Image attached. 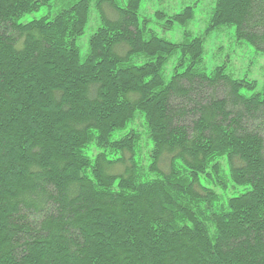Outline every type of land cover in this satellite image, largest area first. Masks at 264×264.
I'll return each mask as SVG.
<instances>
[{
	"label": "trees",
	"instance_id": "16d2710c",
	"mask_svg": "<svg viewBox=\"0 0 264 264\" xmlns=\"http://www.w3.org/2000/svg\"><path fill=\"white\" fill-rule=\"evenodd\" d=\"M142 1L0 0V264H264V0Z\"/></svg>",
	"mask_w": 264,
	"mask_h": 264
},
{
	"label": "rangeland",
	"instance_id": "374dc122",
	"mask_svg": "<svg viewBox=\"0 0 264 264\" xmlns=\"http://www.w3.org/2000/svg\"><path fill=\"white\" fill-rule=\"evenodd\" d=\"M197 2L195 8L194 18L190 23L191 29L200 33L208 20L209 11L213 5V0H143L140 7V14L142 16L152 15V12L162 6H168L169 9H178L181 4H190ZM184 4V5H185ZM47 11V7L43 6L38 10L26 14L22 17L21 21H27L40 15ZM96 20V10L91 9L90 19L88 25L82 36L78 39V46L80 48L81 54H85L87 49V41L90 33L94 29V22ZM181 29L175 28L165 33L167 38L177 40L180 37ZM234 40L233 32L229 28L225 27L221 31L214 32L208 39L206 45V59L210 64L220 61L222 58H230L235 67L239 71H244L246 67H249L252 75L256 78L261 79L264 73V58L256 57L253 51L244 43H236ZM220 46V50L217 47ZM253 57L254 62L250 63V59ZM249 65V66H248Z\"/></svg>",
	"mask_w": 264,
	"mask_h": 264
}]
</instances>
